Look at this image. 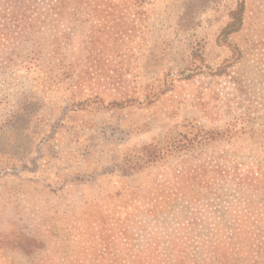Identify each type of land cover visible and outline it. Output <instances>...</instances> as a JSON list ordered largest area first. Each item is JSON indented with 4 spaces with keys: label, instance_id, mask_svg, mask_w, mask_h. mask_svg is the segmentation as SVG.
Listing matches in <instances>:
<instances>
[{
    "label": "rangeland",
    "instance_id": "374dc122",
    "mask_svg": "<svg viewBox=\"0 0 264 264\" xmlns=\"http://www.w3.org/2000/svg\"><path fill=\"white\" fill-rule=\"evenodd\" d=\"M237 1L103 7L89 53L88 23L0 39V264H167L171 249L169 264H218L202 244L264 215L225 182L226 151L264 155V0L230 36L241 58L210 70L230 57L218 36ZM18 4L0 0L3 25ZM172 184L190 187L167 213Z\"/></svg>",
    "mask_w": 264,
    "mask_h": 264
},
{
    "label": "trees",
    "instance_id": "16d2710c",
    "mask_svg": "<svg viewBox=\"0 0 264 264\" xmlns=\"http://www.w3.org/2000/svg\"><path fill=\"white\" fill-rule=\"evenodd\" d=\"M9 1H18L19 4L9 9L7 13L8 23L6 25H3L0 21V39L9 42L13 37L23 36L25 30L29 29H32V34L39 33L41 27L46 24L50 26L57 25L62 20L84 25L88 23L90 29H88L84 41L88 53L99 38L93 26L98 25L97 22L101 19L103 7L118 11L117 19L121 20L128 18L126 14L128 8L143 6L142 0H53L47 6L37 7L29 5L32 0ZM26 2L28 3L26 4ZM245 12V0H238L235 8L230 13L229 21L218 36V42L228 47L231 54L225 64L218 66L215 70L210 69L216 77L227 75L229 68L243 55L242 47L232 44L230 36L242 30L245 22ZM11 28L13 29L11 30ZM108 38L116 42L119 36L111 34ZM8 60H11V57H8ZM235 90L243 95L242 87H236ZM233 128L235 129L234 123L226 131L231 134L230 130ZM214 133L215 135L219 134L218 136H224V133L220 134L213 131H207L205 134L214 136ZM225 137L231 138L228 135ZM204 139L205 137H202V140ZM172 152V150H166L168 155ZM225 158H227V163L229 164V176L225 182H230L240 191L251 195L253 200H250L249 203L252 208L259 209L258 207H261L264 210V155L256 153V150L249 151L247 155L240 152L231 153V151H226ZM209 161L211 162L212 159L210 158ZM184 172L186 171L183 168L176 171L181 176H183ZM164 186L165 189L169 188L167 184H164ZM189 187L190 184H172L174 189L173 197L170 196L171 193L168 191L167 193L170 197L162 200L167 213H173L172 207L178 204L176 200L178 197H184L183 192H185V189L188 190ZM202 188L205 192H211L212 190H209L208 185H203ZM227 222L229 228L232 229L229 239L224 243L221 239L220 228L214 234V239L204 242L202 247L208 248L206 251H215L214 259L217 260L218 264H235L237 262L239 264H264V215L238 216L231 220L228 219ZM189 236L188 233H184L180 238H189ZM171 244V248L176 246V244ZM173 254H175L174 249H171L166 254L164 261H167V264L170 263V256Z\"/></svg>",
    "mask_w": 264,
    "mask_h": 264
}]
</instances>
